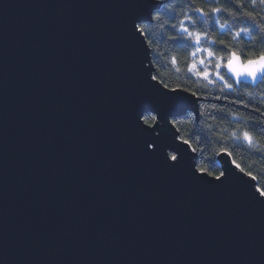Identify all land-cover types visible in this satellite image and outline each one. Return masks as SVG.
<instances>
[{"label": "water", "instance_id": "1", "mask_svg": "<svg viewBox=\"0 0 264 264\" xmlns=\"http://www.w3.org/2000/svg\"><path fill=\"white\" fill-rule=\"evenodd\" d=\"M138 2L0 0V264H264L254 178L225 153L227 185L193 175L163 120L185 167L140 150L135 109L158 86L127 35Z\"/></svg>", "mask_w": 264, "mask_h": 264}, {"label": "snow or ice", "instance_id": "2", "mask_svg": "<svg viewBox=\"0 0 264 264\" xmlns=\"http://www.w3.org/2000/svg\"><path fill=\"white\" fill-rule=\"evenodd\" d=\"M199 3L200 6H197V0H185L186 10H184L185 5L173 6V0H139L138 3L128 5L132 9L126 21L129 41L133 44L138 34L146 39L147 45L152 46L153 40L147 38L152 36L153 29L158 28L164 30L161 35L164 43L173 48H191L192 59L187 63V71L197 79L206 81L205 87H215L219 82L220 91L225 95L214 97L216 100L228 99V95L237 86L246 82L264 83V49H257L254 44L250 51L233 48L225 40L211 37L209 31L197 30L198 21L202 23L213 21L209 29L218 28L221 34H226L224 30L231 32L233 25H243L238 31L233 32L232 39H237L243 34L249 38L250 43L255 36L261 44H264V15L255 10L257 5L264 6V0H199ZM176 7L181 8L179 13ZM222 17L223 22H221ZM205 43L208 44L207 47L204 46ZM217 49L221 54L217 55ZM171 63L176 65L178 57L172 56ZM149 80L155 81L158 88L142 89V98L132 120V130L139 140L140 150L145 157L157 160L168 170H180L186 165L185 154L172 143L167 142L164 137L159 134L153 136V133L160 128L161 120L175 129L178 120L187 119L193 121L195 127L203 119V113L198 107L200 102L213 97L203 96L198 91L179 84L170 88L160 78L159 73L150 72ZM247 95L251 97L252 93L249 92ZM190 98H195L196 108H189ZM233 103L241 104L248 110L246 127L251 128L252 131L244 130L242 137L237 136L233 131L232 138L241 140L244 145L254 147L252 133L264 134V95L249 100L241 96ZM219 110L223 111V109ZM229 115L235 116L237 112H230ZM175 138L174 133L173 139ZM179 139L183 144H191L189 139L184 137ZM166 149H172V153L169 154ZM196 150L195 147L191 149L192 152ZM221 151L232 156V152L227 149ZM192 160L194 161L195 157ZM232 164L235 169L245 172L235 160H232ZM188 167L193 170V175L195 171H199L203 176L212 177L217 187L227 185L230 180L231 173L228 170L217 173L203 167L197 169L194 163L188 164ZM246 174L252 176L251 172ZM257 194L264 198V188L256 187L255 192L249 195L255 199ZM258 202L264 203V199H259Z\"/></svg>", "mask_w": 264, "mask_h": 264}, {"label": "trees", "instance_id": "3", "mask_svg": "<svg viewBox=\"0 0 264 264\" xmlns=\"http://www.w3.org/2000/svg\"><path fill=\"white\" fill-rule=\"evenodd\" d=\"M177 5H185L184 10H186L185 0H173V6ZM197 6H200L199 0H197ZM255 10L264 15V6L257 5ZM176 11L179 13L181 8L176 7ZM223 20L224 18L222 17L221 22ZM212 23L213 21L211 20L207 23L198 21L197 30L209 31L211 37L216 40L223 39L233 48L250 51L254 44L257 49H264V44H261L255 36L252 43L243 34L237 39H232L233 32L238 31L243 25H233L231 32L224 30L226 34H221V30L218 28L209 29ZM163 32L164 30L158 28L153 29L152 36L147 38L154 42L152 46H149L155 69L154 74L159 73L160 78L170 88L179 84L182 87L192 88L203 96L213 97L200 102L198 107L199 111L203 113V119L195 127L194 122L191 120L182 119L177 121L178 136L191 140V144L188 145L191 149L192 147L197 149L195 154L198 168L203 167L217 173L222 171L218 159L225 153L221 149H227L232 152V156H229L231 160L239 163L245 169V173L251 172V177L255 179L257 187L264 188V134L260 132L252 133L255 141L254 147L244 145L241 140L232 138L233 131L240 137H242L244 130L252 131L251 128L246 127L248 110L244 109L241 104L233 103V101L241 96L245 100L258 99L264 95V83H260L256 87L241 84L228 95V99H214L216 96L225 95V93L220 91L219 82H217L215 87H205L206 81L197 79L195 75L190 74L187 71V63L192 59L190 55L192 49L173 48L169 44L164 43L161 39ZM204 46L207 47L208 44L205 43ZM216 51L217 55L221 54L218 49ZM174 55L178 57L176 65L171 63V57ZM249 92L252 93L251 97L247 95ZM213 105H216V107H213ZM219 109H223V111ZM230 112H237V115H229Z\"/></svg>", "mask_w": 264, "mask_h": 264}, {"label": "rangeland", "instance_id": "4", "mask_svg": "<svg viewBox=\"0 0 264 264\" xmlns=\"http://www.w3.org/2000/svg\"><path fill=\"white\" fill-rule=\"evenodd\" d=\"M225 155H226V153H225ZM227 156H228V155H227ZM218 161H219L220 164H222V165L224 164V163L222 162L221 158H219Z\"/></svg>", "mask_w": 264, "mask_h": 264}]
</instances>
